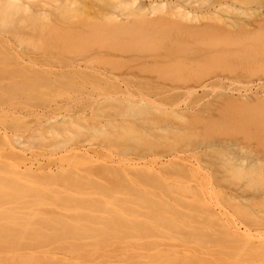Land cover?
<instances>
[{
    "label": "rangeland",
    "instance_id": "374dc122",
    "mask_svg": "<svg viewBox=\"0 0 264 264\" xmlns=\"http://www.w3.org/2000/svg\"><path fill=\"white\" fill-rule=\"evenodd\" d=\"M148 1L149 0H141L140 3L148 4ZM225 3L229 6L224 5ZM79 4L80 5L73 7V9L72 7L70 9H65L64 7H57V9H54L45 6L46 8H44V11L47 12L48 18H45L47 17V15L45 17H42L44 20L42 18L36 20L35 11L31 12L32 14L34 12V18L30 17L33 16L32 14H30L27 18L26 14L21 15L22 17H18L20 16L18 14L14 19L15 21H13L14 23L16 22V24L19 22L17 26L14 24L5 26L8 29H6V31H8L7 34L9 33V35H6V31L4 30V34L6 36H4L3 34L4 37L2 36V39L0 37V61L2 62L3 60L2 63L0 62V75H6L9 73L10 75L17 77V79L18 77H21V79H15L12 81L10 80L8 82L0 80V213L3 210L8 209L14 212V210L16 209L15 211H18L17 214L22 215V210L26 212V207L25 209L23 208L24 205L26 206V204L29 203L30 205H33V210H40V212L46 213L45 215L49 216H55L52 215L55 214V212H62L65 218L69 220L75 219V217L77 216L75 215V213H78L79 211L80 214L78 213V215H80L81 218L83 217L86 221L94 220L95 225L98 223L105 225L104 228L106 227V229H109L107 228V226H110L111 230L109 229L110 231L108 230L105 232L106 229L104 230L103 227L99 225L102 229L100 231L101 234L98 235V229H92V225L94 224V222L92 224L90 221L89 223H91L92 225L90 228L87 227V229L95 230V232H97V237L93 235V233L95 232L92 231V235L90 237H93L91 238V240H89V238H87L88 240H86L85 238L83 239V237L81 238L82 240L77 239L80 240L78 242L66 240L65 242L61 243L62 245L60 244L61 246H64V248L62 247L63 249L61 248V246L58 247V243H55L56 245L58 244L56 246L58 248L54 247V249L59 250L60 248L61 250L57 252L61 254L55 252V250L53 249V243H48L49 247H47L46 249L49 248L50 250L51 248L50 251L55 252V254L57 255L63 256L61 251H63L65 248L67 249V251L75 250L77 252L76 256L78 259L75 258V255H72L73 258L70 257L71 255L65 256V254H68L64 250L66 252H63V254L65 253V258L59 257L62 259V262L58 259L61 263L57 260V258L54 259L58 256H53L52 252L50 253V251L48 250L47 253L51 254L52 257L49 256V254L47 255V253L45 254V257L48 256V258L50 257L53 259L47 258L45 260L43 251L46 252V249L42 248L44 244H41L42 246L40 244H37L40 245L38 247L41 249H37V247H35L37 245L33 244L34 248L37 249H35L36 254L31 253L32 251L34 252V248L33 250L28 249L32 244L27 248V251L25 248L27 254H32V257H34V255L35 257L38 256L37 258L31 257L32 260L29 257L30 255L27 254L26 255L28 256V258L22 257L26 256V252L24 250L16 251L15 247L24 249L23 245L20 244L21 246H19L15 243L14 245H9L10 243H7L11 249H8L9 247L7 246V244H5L7 246V248L5 249V246H3V244H0V259H2L0 260V264H147L150 262V259L148 260V258L153 254L152 252H154V255H157V253L159 252V256H161L160 260H163V258L165 259L170 256L168 262H165L164 260L159 261V263L154 262V264H175L174 260L173 262H171L175 257H171L172 255H169V253L173 254V251L174 254L175 252H177V254H175L176 256L180 251L185 254L187 252H190L189 255H186V257H184L185 254L183 256L182 253H179L177 258H175V260L177 259L175 261L176 263H179V256H183L187 259V256H190L191 252H194V256H206L205 260L208 259L207 261L210 262L209 264H262L264 261V255L263 257L256 256V250H254L255 254L254 252L252 254L249 251L250 254H247L248 256L244 255L247 251H244L245 253L242 251L244 253L242 255L241 250L244 249L242 246L249 245L241 242V240L250 242L248 243L250 244V246H257L260 245V243L263 245V238L257 237L256 235H258V233L255 232V230H250V235L253 234V236L251 235V237H248L243 232V227L250 225L249 221L251 219H249V217H251V213V215L255 214L254 216L257 219L255 220L258 224L256 223L255 226H260L261 221L259 222L258 219L261 218L260 220H264V202L249 200L247 202H242V205H244L242 207L239 206L241 204V199L239 197L238 198L240 199V201H238L237 203L233 202L237 201L236 199L238 198L234 200L228 198H231V195L232 197H235L238 194L237 192H234L236 193L235 195L233 191L231 193L230 190H233L232 186H235V184H237L235 186L236 189H234L238 191V184H242V181H244L243 184L248 185H245L247 188L244 187L245 191L241 189L242 192L239 191V194L245 192L244 195L242 194L243 196L250 198L251 196L255 197L254 194L256 195L258 193V191L256 193L255 190L264 186V182L260 181L264 180V176H261V178L259 177L260 180H258L259 178L257 179V177L254 176H252L251 178H242L241 176H233V178L229 176L226 177L225 180L221 179V181H219V179H214L213 181L212 176L206 174V178L208 179L199 176L198 178L200 179L197 180L196 177L194 178V176H191L192 174H189L197 170L193 169L192 172H187L190 175V178H192L193 180L195 179V182L193 183L191 179L189 180L191 183L189 182L190 185L188 189V180L186 181V178L188 179L189 175L183 174L186 176H182V173L183 171L186 172V169L184 168L185 166L189 169L190 167L194 168L193 166L200 167L202 165L203 167V164L204 166L207 165V161H204L203 158H206L205 155L207 154L206 152L208 150L204 152V154H202L205 157H202V159L200 157V159L202 160L201 165H199L201 162L192 160L191 156L194 155L195 151L193 150L202 147L203 145H205L203 143L209 141L216 142L220 149H223L224 142H230L238 148H242L249 153L251 152L252 155L253 153H256L258 155V151H264V43L260 45V48H258L256 52H254V50H251L246 53H240L238 54L239 56L232 55L231 58H225L226 56H219L200 64H177L173 67H165L161 69H146L149 71L140 69L130 71L126 63L124 61H121L122 59H120L119 61V58L118 61H115L114 58H112L114 60L112 61L109 58L110 62L107 61V58L106 60L104 59V63L106 64V66H103L102 60H99V62L101 61L102 65L98 63V67H103L104 69L106 68L107 71L114 76L129 73L124 78H117V80L104 81L100 79H94L92 77H85L83 79L76 80L46 79V77H48L49 75L42 73V69L45 71H49L48 73L55 72L56 70L67 71V69L65 68L58 69V67L55 66H59V68L60 66L63 67L65 61L69 59V57H72L74 55H86L85 53L90 54L95 50L96 47H101V45H104L103 49L104 47L106 49H108L107 47L111 48V46H113L114 49L116 48L115 46L127 47L132 45L134 47H138L137 43L128 42L125 38H118L117 40L115 38V43L117 44H115V46L110 45L114 44V41L112 43H105V45L104 42L107 40V33H105V38L104 34H102V38L106 39L105 41L101 39L99 35H93L94 37L92 38L91 36H89L92 41L93 39L95 41L96 36L98 37L96 38V40H102L103 44H100L98 42L99 40L96 41L97 44H100H98L99 46L96 45V42H91L90 39L89 42L91 43V46L90 43L86 41L85 37L83 38L85 39L87 44L85 42H80L78 46L77 44L82 39L78 40L77 42H75L74 40L73 43H70L71 40L68 39L67 36V38H64L66 34L64 33V31L66 30L65 32L68 31V33H70L72 32V30H63L64 28H62L63 26L65 27L66 23L70 24L69 26L72 25L71 23H73L74 25L87 24V26H91V28L88 29H91V31H93V28H95V26L106 24V21H104L105 18L101 16L102 12H110L116 15H120L128 11V9L123 10V5L119 6V4L115 1L106 3L104 2L102 4H96L95 6H92L88 1L81 0ZM198 4H200L198 8L201 11L212 9L211 11H214V17H219L222 19L242 16H264V0H198ZM214 6H216L217 8H214ZM226 7H229V10H227ZM234 8L243 10L244 15H238L235 11L232 10ZM68 10L69 12H66ZM60 12H62L61 14H69L71 12V14H69L72 15L71 17H69L68 14V17H63L64 20L68 21H64L66 22L65 25L63 24V22H59L58 20V18H60L58 17V15L60 16ZM38 16L41 17V15ZM201 16L208 17L210 15L208 13H204L201 14ZM19 18L20 20H25L26 18V20L20 21ZM28 18H31L32 20L28 21ZM69 18H71V22L68 20ZM26 21L29 22L28 24L30 26ZM22 22L24 23V25ZM31 24L34 26L32 27ZM57 25L58 28L55 29L54 26L57 27ZM59 25L62 26V29H59ZM14 26L17 28H14ZM12 28L13 30L19 28L18 30H21V32H19L18 30L13 31L11 30ZM101 28H99V30ZM10 32H13L14 36L11 35L10 37ZM62 32L64 33L63 37L61 36L62 34L58 35ZM86 34H90V31ZM32 35L33 37H31ZM57 35L59 36V38L57 37ZM6 37H10L11 40L10 38L6 39ZM60 37L61 39L64 38V40L68 39L67 42H65L64 40H59ZM16 39L18 41H15ZM252 39L257 42L264 41V28L259 30ZM112 40L114 39L112 38ZM9 41H11L12 45L9 43ZM59 41H63L65 43L62 42V44ZM215 41L220 43L224 41V39L212 37H207L206 39H204V42L209 44L214 43ZM84 44H86L88 47L86 45L84 46ZM88 44L91 47H89ZM95 45L96 47H94ZM14 46L18 48V52L21 51L30 53L35 55V57L37 55V59L40 57L42 60L40 58L39 60L43 62L42 66L39 65L38 67V65H33L34 63L31 64V66L29 63L25 64L27 67L25 65L20 66L18 65V63H15V60L13 61L10 58L7 59L9 56H12V58L14 56V52H12L11 49L13 51H17L16 47ZM145 46L147 45L143 44L142 47ZM198 47L201 48L202 46ZM195 49V47L187 48L185 52L182 53V56H188L191 52L195 51ZM5 52L9 53V55ZM98 52H100V50H98L97 52H93V54ZM2 53H5V55H7L5 57L6 62H4L5 55H2ZM51 57L55 58L53 60L47 59ZM9 60L13 62L10 61L9 63ZM106 61L108 62V64ZM14 64H17L18 66ZM36 66L38 67V70L36 69ZM132 74H146L158 79L152 81L141 79L139 77L129 79L128 76ZM165 89H172V94H182V99H186V105L188 103L197 104L199 103L198 100H200L201 105L205 103L207 105L206 101L210 103L215 102L216 104H214V108H210L212 110L208 111L207 115H204L207 121L204 120L202 115L200 116V119L202 118V121L205 122L200 121V123L198 122L197 124L193 125L192 121H190L189 123L191 125V128H189L187 132L184 131L186 133L180 134L181 132H183L181 131L178 135L174 134V136L173 134H165L162 136L161 134H159L157 136V133H152L150 135V133H147L146 130L143 131L144 129H142V126L139 124L138 127H136V125L133 126L134 128L131 130L129 128H124L123 130H121L123 126H121L120 124L123 125V119H125L126 117H123L124 115L120 111L121 108L112 106L114 105L113 102L115 101L110 100L114 97H116L117 99H122L125 97V93H123V97L122 95L115 94L116 91L119 94L121 90H124L123 92H130V94H140L141 96L137 95V98H141L143 95L148 99L150 97H158V92L160 93ZM178 95L179 94H177V96ZM108 98L110 99L109 101H107ZM100 99L102 103L98 101ZM103 99H106L107 102H105ZM92 100H97V103L99 102L101 104H99L100 107L97 106L96 101L94 102ZM102 100L106 103V105ZM91 101L93 103H91ZM107 103H109V105ZM92 105L93 107H91ZM201 108L203 107L201 106ZM150 117V115H142L140 118H145V120H147L150 119ZM114 119H117L116 121L118 123L114 122ZM125 123L126 120L124 121V124ZM175 123L176 125H181L179 124L178 120L175 121ZM124 127H127V125H124ZM50 128L52 129L51 131L49 130ZM47 130L49 132H46ZM153 135L157 136V138ZM209 152L211 155V151ZM210 155L207 154L206 160L208 159V157H210ZM255 157L256 156H253V158ZM190 160L191 162L189 163ZM195 161L198 162V164ZM208 162L210 163L211 161ZM173 163L177 164V166L175 165L174 167ZM168 165H171L174 170H170L172 168H170L171 166L169 167ZM182 165H184V170H182L183 168L181 169ZM166 166H168L167 169L162 168ZM158 168H161L162 171L165 170L164 172L167 171L168 173H171V177H169L170 174L169 176H167L168 174L164 175L166 173H163L161 169L159 170ZM180 169L182 173L179 172ZM154 171L155 174L153 173ZM157 171H159L160 174L164 175V178L161 177L162 175L160 176ZM175 171L176 177L174 178ZM156 174L159 176L157 177ZM179 175H181L182 177H186L185 181L187 184H185V181H182L183 179L182 177H179ZM195 175L197 174L195 173ZM207 175L210 177H207ZM177 178L181 180L179 181ZM209 178H211L213 181L211 184V179L209 180ZM203 179L207 182L209 180V182L206 184L210 186H214V184H216L215 182H217L214 188L215 190H218L217 186L219 184L218 188L219 191H221V193L223 194H221L223 197L224 194L227 196L229 195L228 197L226 196L223 198L217 191L214 190L217 193L216 194L211 188L212 191L210 192V194L212 196V201H216L217 204V201L220 203V198H223V201L221 199V201L223 202L221 203L223 205L221 203V205H216L215 202V206L213 205V202L211 204V206L213 205V208L209 205L212 210L215 209V213L219 212L220 209L218 208L220 206H224L225 204H227V206L231 205L232 207L233 205L236 206V204L240 202L237 205L238 209H235L236 211L230 210V208H226V205L224 206V208L226 209L223 210H225L224 212H227V215H229V217L227 216L225 218L226 214L221 217H217L221 218L220 220L224 218V220H227V223H229V219H234L235 221H233L237 222V224L235 223L237 225L236 227H241V229L237 231L238 235L233 234V236L227 237L226 234L228 233L229 235V232H227L226 234L224 233L223 228L225 227L222 228V226L224 225H222V221L220 224V221L216 220L219 223V226L218 224L212 226V224L217 223L216 221H214V219L216 218L212 214L211 215L214 217V219L210 214L209 215L210 217H212V219H210V217L208 215H205L204 213L202 214H204L205 216L200 214V217L202 219L198 216L199 219L204 221V223L202 221L200 223V220H197L195 218V215L197 217V212H199V210L200 212H203V210L197 207V209L195 208L197 212L194 211L195 213H193L194 216L193 214H190L192 213L190 211L192 209H190V206H194V204L197 205V202L193 203V205H190L189 207L188 205H186V207H188L189 209L182 207L183 209H185L183 210L182 208H180L185 200H187L188 202L192 201L191 196L194 195H191V193H193L192 191H194V193L196 194L197 191L195 190H198V195H200L199 199L202 203L203 200L204 202L205 200H210V195H205L206 188L208 190L207 193L210 191V188L209 186L205 185ZM179 182H183L184 184ZM200 182L203 185L202 188L205 189H202V185L200 184V186L198 184ZM176 183L177 186L179 185V187L180 184H183L180 189L178 188L179 191L183 190V186H187L185 188H187L188 190L184 189L183 191L184 193L185 190L191 192L190 196L187 193L190 198H188V196L186 197L187 194H185V196H181L183 191L182 193H179L180 195L176 192L178 194L177 195L173 192L175 190L178 191V189H167L165 187V185L169 187V185L173 186V184ZM65 186L68 187L71 192L73 190L74 192L76 191V193H72V198L69 201L64 200L59 196L60 194L57 193H54L56 195V198L50 196L51 194L49 195L50 197H46L47 193L46 195H42L44 190L50 191L52 190V188H56V191L58 192L66 191ZM194 186L196 187V189L194 188ZM199 188L201 190H199ZM229 188L230 190H228ZM41 189L42 192L40 191ZM97 190H99V193L101 191L104 195L107 194L105 196H112L111 199L113 200L114 205L106 206L103 202L95 200L97 202L96 204H99V207L95 210L96 212H92L91 214H89L85 209V204L83 203L85 201L83 197H87L88 194L90 196V194H93ZM202 190L203 192H205L203 193V195L202 193L200 194ZM213 193H215V197L213 196ZM202 198L204 199L201 200ZM213 198L216 200H214ZM227 200L233 201L230 205H228L229 201ZM163 201L169 202V204L165 203L167 205H170V203H172L174 207L171 205L172 207L170 208L169 206L163 204ZM131 203L133 205H131ZM139 203L143 205L141 206L142 210L139 208ZM178 203L182 204L179 205V207H175V205H178ZM185 203L183 204L184 206ZM207 203L209 204L208 201ZM188 204H192V202H189ZM198 205H200L199 202ZM216 206L219 207L217 208ZM18 207L22 208L18 209ZM70 207L77 209L72 210L69 209ZM136 209H140L141 211H138ZM170 209L173 210L174 213H172ZM186 210L190 211V213L187 214L188 211ZM183 212H186L185 215H188L187 217H189H186L185 224L188 220L187 224L189 225L186 224L185 228H181L180 225L182 219H185V217L183 216ZM210 212L212 211L210 210L209 213ZM212 213H214V211ZM175 214H181L178 215L181 216L179 220L180 222L177 221L179 219L177 215L176 216L178 218L176 220V217L174 216ZM190 215H192V217ZM256 215H258L259 217ZM182 216L184 218H182ZM83 218L81 220H84ZM103 218H107L106 221H103ZM254 218L252 220H254ZM77 219L79 220V218ZM190 219L192 221H190ZM194 219L199 222L200 226L198 227H202V225H205V227L203 226L202 229L195 227L196 225L194 223ZM85 220L84 223H86ZM110 220H112V222ZM224 220L223 222H225ZM197 221H195L196 224H198ZM191 222L195 226L192 228L193 225L191 224L192 226L188 228V230L186 226L189 227ZM209 223H212L211 226ZM87 226H89V224ZM220 226L225 235L221 233L222 230L219 228ZM230 227L232 228V225ZM251 227L253 228L254 226ZM137 228H140L142 232L140 231V233L139 229ZM260 228L263 229L262 225ZM192 229H195V231L192 232ZM89 230H86L85 232L84 229V232L88 233V237L91 234ZM218 230H220L221 232L219 231V233ZM225 230L227 231L228 229ZM106 233L108 236L106 235ZM144 234H146V236L149 237L150 240L146 238L145 240H143L142 238H140V235H143L142 237H144ZM237 236H239L241 240L237 239ZM145 241L146 244L147 241H156V243H158V246H155V249L153 247L154 251L150 247L151 249H149V251L147 249L148 246L146 247V245H144ZM96 243L99 248H97L98 246L95 247ZM153 243H151V246ZM181 244H185V246H193L185 247L181 246ZM25 245L27 246V244ZM33 245L31 247H33ZM154 245L155 244H153V246ZM46 246L44 245L43 247ZM12 247H14L15 251ZM158 247H162L163 251L165 250L164 248H166V250H168L169 248L170 251V249L173 247L171 250L172 253L171 251L169 253H167L168 251L163 252L164 254H166L165 257L162 258V255H160L162 253V248ZM182 247L186 252L182 250ZM198 247L201 250H199ZM260 247L261 249L263 248L262 246ZM7 249L8 251H12L9 252L10 254L13 253L10 257L7 255ZM39 250L43 255L40 253L37 254ZM145 250L146 252H144ZM4 251H7L6 255ZM22 251H24L25 253ZM200 251L201 253L203 252V254H198ZM18 252H21V254L23 255L20 254V256ZM204 252H206V254ZM216 252L221 253H217L216 255ZM139 253L140 255L143 253V256L149 253L147 255L148 258H146V256L144 258L145 260L147 259L148 262L139 261L142 260L141 258H138L140 256ZM222 253H226L227 255L229 254V256L235 254V256L237 255V259L234 260L233 258L235 257L229 259V256H226V254H223L222 256ZM213 254L216 256H214ZM39 255L43 256L44 259ZM218 255L221 261L219 259H216L218 258ZM13 256H19L21 259L15 258V260L9 261L11 260V257L13 258ZM194 256L192 255L191 257L193 258ZM208 257H212V260H210V258ZM155 258H151V260L158 261L159 258ZM192 258H188L190 259L188 260L190 261V263L191 261H195L196 257L194 258V260H191ZM198 259L199 258H197L196 260ZM201 259L203 261V258ZM179 261V264H184V262H181L182 259H179ZM188 261H186V263L190 264L188 263ZM197 262L202 263L199 262V260L194 263L197 264ZM149 264H152V261Z\"/></svg>",
    "mask_w": 264,
    "mask_h": 264
},
{
    "label": "bare ground",
    "instance_id": "6f19581e",
    "mask_svg": "<svg viewBox=\"0 0 264 264\" xmlns=\"http://www.w3.org/2000/svg\"><path fill=\"white\" fill-rule=\"evenodd\" d=\"M80 1L81 0H0V34H1L0 37L2 39V36L5 33L4 30L6 31V29H7L5 26H7V25L10 26V24H12V25L14 24V25L17 26V24L19 22L16 24V22L14 23L13 21H15L14 19H15V17L18 14L20 15L18 17H22L21 15H25L26 14L27 15L26 18H27V17H29L30 14H32L31 13L32 11H35L36 12L35 19L36 20H39L42 17H45L47 15V12L44 11V8H46V7H48V8L51 7V8H54V9L55 8L57 9V7H60V8L61 7L62 8L64 7L65 9H67V8L70 9L72 7V9H73V7H76V6L80 5L79 4ZM85 1H88L89 4L92 5V6L93 5L95 6L96 4H102L104 2L106 3V2L115 1V2H117L119 4V6H122L123 5V10L128 9V11L126 13H122L120 15H118V14L116 15V14L110 13V12H102V15L101 16H103L105 18L104 21H106L105 22L106 24H103V25L101 24L102 28L99 25H97L98 27L95 26L96 30H95V28H93V29L96 32L93 29L92 30L94 32L91 31V29L89 30L88 28H91V26L90 25L87 26V24L86 25H83V24H81V25H74L73 23H71L74 26H72V25L69 26L70 24L66 23L68 21L64 20L63 17H68V16L71 17L72 15H69V14H71V12L69 14L67 13L68 16H67L66 13L61 14L62 12H60V16L58 15V17H60V18H58V20H59V22H63L64 25L66 23V25H65V27L64 26L62 27L61 25H59L60 26L59 29L64 28L63 30H65V29L72 30V32H70V33H68V31L65 32L66 31L65 30L64 33H66V34L68 33V34L67 35L65 34V37L64 38H67L68 37V39H70L71 41L73 39V41L72 42L70 41V43H73L74 40H75V42H77L78 40L82 39V40L79 41L78 44L76 43L78 46H79L80 42H82V43L85 42L86 44H87V42L90 43L89 40L92 37H94L93 35H97V36L99 35L101 37V39H103L104 41L107 39L106 40L107 42L106 41L105 42L103 41L104 44L105 43H109V42L112 43L114 41L113 42L114 44H110V45H114V46L116 44L115 41L118 38H125L128 42H135V43H137L138 47H134L132 45L127 46V47H118V46H115L116 48L114 49V47L111 46V48L110 47H107L108 49H106L104 47V49H105L104 50L103 49V46L104 45L103 46L101 45V47H96V45H98L99 43L100 44L102 43V40H100V39H98L99 41L96 40V38H98L96 36L95 41H94V39H93V41L94 42L98 41L99 43L97 44V42H96V45L94 46V47H96L95 50L93 48L94 51L89 50V51H92L90 54L85 53L86 55H76V56L74 55L72 57H69V59H67L68 62H67V60L65 61L63 67L60 66V68H59V66H55V67H58V69L65 68V69H67V71L56 70L55 72L48 73L49 71H45V70L42 69L41 70L42 73L48 74L50 76V77L49 76L46 77V79H49V80H76V79H83L85 77H92L94 79H100V80H104V81L105 80H108V81L109 80H117V78H124L129 73H126L124 75H115L114 76L111 73H109L106 68L104 69L103 67L102 68L98 67V63H100V65H102V63H103V66L104 65L106 66V64L104 63L105 60H106V58H107V61H109V58L112 61H114V60L115 61L116 60L118 61V58H119V61H120V59H122L121 61H124L126 63L128 69L130 71L131 70H136V69L149 71V70H146V69H151V68L152 69H157V68L158 69H161V68H165V67H173V66H176L177 64H188V65L200 64V63H203V62H205L207 60H210L212 58H216V57H219V56H226L225 58H231L232 55L239 56L238 54H240V53H246V52L251 51V50H254V52H256L258 50V48H260V45H262L264 43V41L257 42V41H255V40L252 39L253 36L255 34H257V32L259 30H261V29L264 28V16H262V17H260V16H253V17L242 16V17H234V18H229V19H222V18H219V17H214L215 15H214V11H211L212 9L205 10V11L204 10L201 11L198 8L199 5H200V4H198V0H149L148 1V4H141L140 3L141 0H85ZM95 2H98V3H95ZM219 5H223V4H219ZM224 5L229 6L226 3ZM216 6H214V8H217ZM226 8H227V10H229V7H226ZM231 8H232V6H231ZM232 10L235 11L238 15H244V11L243 10H240V9H237V8H234ZM53 11H56V10H53ZM66 12H69V10L66 11ZM204 13L205 14L208 13L210 16H208V17L207 16H201V14H204ZM37 14L38 15H41V17L38 16ZM32 15L33 16H30V17L31 18L33 17L34 18V15H35L34 12H33ZM18 17H17V19H18ZM212 17H214V18H212ZM26 18H25V20H26ZM31 18L30 19L28 18V21L32 20ZM45 18H48V15ZM65 19H67V18H65ZM70 19L71 18H69L68 20L70 21ZM19 20H20V18H19ZM22 20H20V21H22ZM25 20H23V21H25ZM64 21H66V22H64ZM33 22H34V20H33ZM28 23L29 22H27V24ZM32 24H31V26L33 27L34 25H32ZM75 24H77V23H75ZM23 25H24V23H23ZM26 25H25V27H26ZM21 27H20V29H21ZM32 27H30V28H32ZM54 27H55V29H57L58 28V25H57V27L56 26H54ZM14 28H17V27L14 26ZM99 28H101V29L99 30ZM18 29H16V30H18ZM38 29H40V28H38ZM11 30H13V28ZM16 30H13V31H16ZM18 31L21 32V30H18ZM89 31H90V34H86ZM7 32L8 31H6L5 34L6 35H9V33L7 34ZM10 33H11L10 34V37H11V35L14 36V33L13 32H10ZM16 33H18V32H16ZM64 33L62 32V33H59L58 35L62 34L61 36L63 37L64 36ZM105 33H107L109 35V37H108V35L106 34V39H104L105 38ZM5 34H4V36H6ZM102 34H104V38H102L103 37ZM58 35H57V37L59 38ZM89 36H91V38ZM19 37H20V34H19ZM31 37H33V35ZM83 37L86 38V41L87 42L85 41V39ZM207 37L222 38V39H224V41H222L220 43H218V42L215 41L214 43L209 44V43H205L204 42V39H206ZM9 38L6 37V39H9ZM13 38H15V37H13ZM64 38L61 39V37H60L59 40H64ZM112 38L114 40H112ZM115 38H116V40H115ZM68 39H66L64 41L67 42ZM10 40H11V38H10ZM15 41H18V40L16 39ZM90 41L93 42L92 39ZM59 42H61V41H59ZM65 42H63V43H65ZM9 43L11 44V41H9ZM70 43H68V44H70ZM86 44H84V46ZM143 44H146L147 46L142 47ZM90 45H91V43H90ZM90 45H89V47L92 46V45L91 46ZM7 46H8V44H7ZM78 46H75V47H78ZM198 46H202V47L200 48ZM14 47H16V46H14ZM189 47H195L196 49H195V51L191 52L188 56H186V55L182 56V53L185 52V50L187 48H189ZM101 48H102V52H101ZM109 48L112 49V50H110ZM16 49H17V51H15V50L13 51L11 49V51L14 52L13 58H12V56H9L7 59L10 58L13 61L15 60V63H18V65H20V66H23V65H25L27 63H29L30 66L33 63H34L33 65H38V67H39V65L42 66V63H43L41 61L42 59L40 57L39 58L41 60H39V58L37 59V55L35 57V55L30 54V53L21 52V51L18 52L19 50H18L17 47H16ZM98 50H100V52L93 54V52H97ZM106 50H108V51H106ZM5 53L9 55V53H7V52H5ZM5 53H2V55L3 54L5 55ZM6 56L7 55L4 56V62H6L5 61V57ZM54 58L51 57V58H47V59L48 60H53ZM112 58H114V60ZM11 60H9V63H10ZM99 60H102V63H101V61L99 62ZM13 61H11V62H13ZM2 62H3V60H2ZM107 64H108V62H107ZM14 65L18 66L17 64H14ZM38 67L36 66V69ZM39 70H40V68H39ZM8 74H6V75H0V80L8 82L10 80L12 81V80L17 79V77L12 76L10 74L8 75ZM134 77H139L141 79H147L149 81L150 80L152 81V80H157L158 79V78L156 79V78H154V77H152L150 75H146V74H143V75H137V74L134 75V74H132V75H129L128 76L129 79H133ZM18 79H21V77L20 78L18 77ZM121 91H120V94L117 93V91L115 92V94L122 95L124 97L123 93H125V97L124 98L121 97L122 99H117L116 97H114L115 99L112 98L113 100L112 99L110 100L109 98L107 99V101H109V100L110 101H115V102H113L114 105H112V104L111 105L113 107H116V108L117 107L118 108H121V110L120 109H118V110L121 111V113L124 115L123 116L124 118L125 117L128 118V119H126V118L123 119L124 121L126 120V123L125 124H124V121L122 122L123 125L120 124L121 126H123V128H121V130H123L124 128H126V129L129 128L131 130V129L134 128L133 126L136 125V127H138V124H139V125L142 126L141 128L144 129L143 131L146 130L147 133L148 132L150 133V135L152 133H155V134L157 133V136L159 134H161V136L162 135H165V134H173V136H174V134L178 135L181 131H183V132H181L180 134L186 133L189 130V128H191V125L189 123L190 121H192L193 125L194 124H197L198 122L200 123V121L203 120L202 118L200 119V116L201 115L204 118V120L207 121V119H205L204 115H207V112L210 111V110H212L210 108H214V104H216L215 102H211V103H213V104H211L210 102L206 101L207 102V105H206V103L205 104L202 103L203 105H201L200 100H198L199 103H197V104L188 103L186 105L185 104L186 99L185 98L182 99V94H180V93H173L172 94V91H173L172 89H165V90L161 91L160 93L158 92V97H152V98L150 97L148 99H147V97H145L143 95H142L141 98L140 97L137 98V95L138 96H141L140 94H130V92H127L126 90H125L126 92H123L124 90L122 92ZM177 94H179L178 95L179 97L177 96ZM184 95H185V93H184ZM92 101H94V102L96 101L97 106L100 107L101 104L99 102H101V99L98 100L99 101L98 103H97V100H92ZM92 101H91V103H93ZM104 101L107 102L106 99ZM109 103H107V104L109 105ZM208 103H210V104H208ZM93 105L91 107H93ZM105 105H106V103H105ZM201 106L203 108H201ZM142 115H146V116L150 115L151 117H150V119H147L146 118L147 120H145V118H143V119L140 118ZM176 119L178 120L179 124H181L180 126L179 125H176V123H175V121H177ZM116 120L117 119H114V122L118 123ZM47 121H49V120H47ZM205 121H202V122H205ZM124 125L125 126L127 125V127H124ZM138 129H140V128H138ZM49 130L51 131L52 129L50 128ZM184 131H186V132H184ZM46 132H49V131L47 130ZM153 136L157 138V136H155V135H153ZM158 138H160V137H158ZM203 144H205V145H203L202 147H199L198 149L193 150V151H195L194 152V155L191 154L192 156L191 155L190 156L192 157V160H197L198 162H201L202 161L201 160L202 157H205L206 156V158H207V154L210 155V152L209 151H211L212 154L210 155V157H208L207 160H206V158H203L204 161H207L206 162L207 165L205 164L206 166H204V164H203V167H202V165H201L202 162H201L199 164V165H201L200 167L193 166L194 168H191L190 167L189 169L186 168V166L184 167V165H182L181 166V169L183 167L186 169V172L183 171V173L181 172V169L179 170V172L182 173V176H186V175H183V174H188L190 171L192 172L193 169L194 170L197 169V170L195 172L193 171L194 173L192 172V173H189V174L190 175L192 174L191 176H194V178L196 177L197 180L200 179V178H198L199 176L202 177V178L203 177L206 178V174L212 176L213 181H214V179H219V181H221V179H224L225 180L226 177H229V176H231V177H233V176L240 177L241 176L242 178H246V177H248V178L250 177L251 178L252 176H254V177H257V179L259 177L261 178V176H264V151L263 150L262 151H258V153H259L258 155L256 153H253V155H252L251 152L249 153V152H247L246 150H244L242 148H238L237 146L231 144L230 142L229 143L228 142H224L223 149H220L218 147V144L216 142L209 141V142H206V143H203ZM204 152L207 153L205 156L202 155V154H204ZM253 156H256V157L253 158ZM200 157H201V159H200ZM193 158H196V159H193ZM247 158L249 159V161H248ZM187 161H188V159H187ZM208 161H211V162L209 163ZM247 161H248V163H247ZM190 162H191V160L189 161V163ZM198 162H196V163L198 164ZM245 162H246V164H245ZM173 164H174V167H175V165L177 166V164H175V163H173ZM168 166L170 167L171 165H168ZM168 166L162 167V168H166L167 169ZM188 167H189V165H188ZM170 168H172L170 170H174L172 166ZM184 168L182 170H184ZM161 171H162V169H161ZM164 171L165 170L162 171L163 173H166L164 175H167L168 174L167 176H169V174H170L169 177H171V173H168L167 171L164 172ZM157 172H158V174L160 176L162 175V174L159 173V171H157ZM153 173L155 174V171ZM195 173L197 175H195ZM159 175H157V177ZM164 175H162L161 177H163ZM172 175H174V174H172ZM190 175L188 176V179L186 177H182L181 175H179V177H182V179H183L182 181L183 182L185 181V178H186V181L188 180L187 181L188 182V187L187 186H183L182 187L183 190L184 189H187V188L189 189V185H190L189 184V182H190L189 180L190 179H191L192 183L195 182L194 181L195 179L193 180L192 178H190ZM208 175H207V177H210ZM175 177H176V171H175L174 178ZM260 178L258 180H260ZM177 179H175V180H177ZM206 179H208V178H206ZM210 179L211 178H209V180ZM178 180L180 181L181 179H178ZM209 180H208V182H209ZM186 181H185V184H187ZM200 181H202V180H200ZM213 181L211 179L210 184ZM260 181H263L264 182V180H260ZM183 182H179V183H183ZM208 182L204 180L205 185L209 186V188H210V191L208 193H207V191H208L207 188H206V191H205L206 192L205 195L208 196V194H209L210 195L209 198L211 197L210 200H207L209 202V204L207 203L206 200H205V202L203 200L206 196L201 199V200H203V203L200 201V199H199V196L200 195H198V190H195V191H197L196 194L194 193V191H192L193 193H191L189 191H186V190H185V193H184L183 190L179 191L180 187L184 183L183 184H180V187H179V185L177 186V183L176 184H173V186H170L169 185V187H167V185H165V187L167 189H169V188L170 189H178L179 188L178 191L175 190L173 193L175 194L177 192L179 194V193H182V191H183V193L181 194V196L182 195L185 196V194H187V193L189 194V196H190V193H191V195H194V196H191L192 197L191 198L192 201H189L190 203L192 202V204H188L189 202L187 200H185V202H186V203L184 202L185 203V206L183 205L184 203L183 204L182 203H178V205L176 204L175 207H179V205L182 204L180 206V208H182V207L188 208L190 205H193V203H196V202H197L196 204L198 205V202H199V204L200 205L202 204V205L201 206L200 205L197 206V205L194 204V206H196V207L190 206V209L191 208L193 209V207H194V209H193V211H192V209L190 210L192 213H190V211L186 210V211H188L187 214L188 213L193 214V213L197 212L196 209L198 207L199 209L203 210V212H200V210L198 209L200 213L199 212H197L198 214L196 213L197 214V217L198 216L200 217V214L203 215V216L208 215L210 217V215L212 214L216 218V219H214V217L211 215L213 217L214 221H216V220L217 221H220V224H221V221H222V225L224 224L223 226L222 225L221 226H222V228L225 227V228H223L225 234L227 232H229V235H228V233L226 234L227 237L233 236V234L234 235H238V232L237 231L240 230L241 227H239V226L236 227L237 226L236 225L237 222H234L235 221L234 219H232V220L229 219L228 220L229 223L234 220L233 222H231L229 224V223L226 222L227 220H224V218L222 220H220L221 218H217V217H221V216H223L225 214H226L225 215V218L227 216L229 217V215H227V212H224L225 210H223V209H226V208H230V210L236 211L235 209L237 208V205L240 202L238 204H236V206L232 204L234 207L233 206L231 207L230 204H231V202L234 199H236L238 197L241 199V204L239 206H242V207L244 206V205H242L243 204L242 202H247L249 200H256V201L264 202V186L263 187H260V188H258V189L255 190L256 193L258 191V193L256 194L257 196L255 194H254L255 197H252L250 195L251 196V198H250V197L243 196L244 193H245L244 192L245 191L244 190V187H246L248 184H243L244 181H242L243 183L242 184L240 183L241 186H240V184H238V187H237V190L238 191L235 190L236 189L235 186L237 184H235V186L233 185L234 186V187L232 186L233 190L232 189L230 190V188L228 190H230L231 193L233 191V193L234 192H237L238 194L236 195V193H234L236 196L235 197H232V195L230 193L231 198L229 197L228 199H233L232 201L231 200H227V201L230 202V203L228 202V205H230V206H227V204H225L226 205V208H224L225 205L224 206H220V207L218 206L219 208L216 206L220 210H219L218 213L217 212L215 213V209L212 210L211 207L213 208L214 202L216 204V201H212V196H211L210 192L212 190L213 191L215 190L214 186L217 184V182H215L216 184H214V186L211 185L212 187L210 185L206 184ZM198 184L200 185L201 182L198 183ZM195 186H194V188L196 189ZM185 187H187V188H185ZM202 187H203V185L201 186V188ZM218 187H219V184L217 186V189L218 190H215V191H217L221 195L222 193H221V191H219V188ZM211 188H212V190H211ZM46 189H48V188H46ZM65 189H66V191L58 192V191H56V188H52V190H50V191L49 190L45 191L44 188H43L44 192L42 193V195L43 194L46 195V193H47L46 197L47 196L48 197L52 196V197L56 198L55 197L56 196L55 194L57 193V194H60L59 196L61 198H63L64 200H68L69 201L72 198L71 197L72 196V193H76V191L74 192V190H73L71 192V190H69L68 187H66ZM202 189H205V188H202ZM241 189L244 190L243 191L244 193H240L239 194V191L242 192ZM199 190H201V189L199 188ZM220 190H222V189H220ZM40 191L42 192V189ZM205 192H203V190H202L200 192V194L202 193V195H203V193H205ZM223 192H224V190H223ZM94 193H95V195H94ZM94 193L93 194H90V196H89V194H88V196L85 195V196H87L85 198L83 197V199L85 201V202H83L85 204V209H86V211L89 214H91L92 212H96L95 210L99 207L98 206L99 204H96L97 202L95 200H99V201L103 202L104 205H106V206H112V205H114V202L111 199L112 196H110V195H109L110 197L109 196H105L107 194L104 195L101 191H100V193H102V194H100L99 193V190H97ZM96 193H99V194H96ZM215 193H213V196L215 195ZM188 194L186 195V197L188 196ZM92 195H94V196H92ZM189 196H188V198H190ZM226 196L227 195L224 194V197H226ZM186 197H184V198H186ZM195 197L196 198L198 197V198L196 199ZM188 198H186V199H188ZM223 198H220V203L223 201ZM239 198L236 199L237 201H234L233 203H237L238 201H240ZM216 199H217V197H216ZM216 199H214V200H216ZM221 199H222V201H221ZM242 200H244V201H242ZM212 202H213V205L211 206ZM132 203H131V205H133ZM165 203H168L169 204V202L163 201V204H165ZM220 203L217 201V204H220ZM23 204H25V203H23ZM139 205H138L139 208L142 210V207L141 206H143V205L140 204V203H139ZM165 205H167V204H165ZM171 205H172V203H170V205H167V206H169L171 208L173 206V205L172 206ZM186 205H188V207H186ZM32 206L33 205H30L29 203H27L26 206L24 205L23 208L25 209V207H26V209H25L26 212L23 211V210L22 211L19 210V211L23 212V213H21L22 215H18L17 214L18 211H15L16 210L15 208H12V209H15L14 212H13L12 210L8 209L9 207L6 208L8 210H3L0 213V244L1 245L3 244V246H5V249L7 248V246H8L9 243H10L9 245H12V244L14 245V243L17 244V245H19V246L23 245V248L24 249H22V248H16L15 247L16 251L17 250H24L25 251V248H26V251L28 249L29 250H33L34 245H37V244H40V245L41 244H44L45 246L47 244L46 247H43L44 245L43 246L41 245L42 248L46 249L47 247H49V244L48 243H53V249H54V247L55 248L60 247L62 245L61 243L62 242H65L66 240H70L72 242L73 241L74 242L75 241L78 242V241L82 240L81 239L82 237H83V239L85 238L86 240H88L87 238H89V240H91V238L93 236L92 237H90V236L92 235V231L95 232V230H92L94 228H97L98 231H99L98 233L97 232L93 233V235L96 236V237H97L96 233L98 235L101 234L100 231H101L102 228L100 226H102L104 230L106 229V227L104 228L105 225H102V224H99V223L95 225V221L94 220L93 221L90 220L92 224L94 222V224L92 225L91 223H89L90 222L89 220L86 221L82 217L87 224L84 223V220H81L82 219L81 216L78 215V213L80 214L79 211H78V213L77 212L75 213V215H77L78 217L76 216L75 219L69 220V219L65 218V216H64V214L62 212H55V214H52V215H55V216H49V215H45L46 213L40 212V210L39 211L38 210H35V209L33 210ZM200 207H202V208H200ZM19 208H22V207H18V209ZM221 208H222V210H221ZM69 209L76 210L77 208L74 209V208L70 207ZM140 209H136V210L139 211ZM175 209H174V211H175ZM183 210H185V209H183ZM206 210H207V212H206ZM210 210L212 212L214 211V213H212V212L209 213ZM171 211H172V213H174L173 210H171ZM216 211H217V209H216ZM180 212H178V213H180ZM14 213H16V214H14ZM56 213H57V215H56ZM183 213H184V215H183ZM183 213H182V215L185 217V219H182L183 223H182V221L181 222L179 221L181 216H178V215H181V214H178V215L175 214L174 215L176 217V220L179 217V219L177 221H179L181 223L180 224L181 225V228H183V227L185 228V225L188 223V220H187V223L185 224L186 217L188 215H185L186 212H183ZM202 213H204L205 215L202 214ZM251 214H250V216L251 217L253 216V217L252 218L249 217V219H251L250 220L251 222L249 221L250 225L244 226L243 227L244 228L243 229V232L248 237L249 236L251 237V235L253 236V234L250 235L251 231L252 230H255V232L258 233V235H256V236L263 238L262 241H264V226H263L264 225V220L263 219L260 220L261 218L258 219L259 222L261 221L260 222L261 224L259 223L260 226H258V225L255 226L256 223H257L256 222L257 219L254 216L255 214L254 215H251ZM183 216H182V218H184ZM190 216L192 217V215H190ZM193 216H194V214H193ZM256 216H258V215H256ZM197 217L195 215V218L198 220L199 217L198 218ZM212 217H210V219H212ZM77 218H79V220ZM187 218H189V217H187ZM253 218H254V220L256 219L255 220V223H254V220H252ZM106 219L107 218H105V219L103 218L102 220L103 221L104 220L106 221ZM196 219H194V220L197 221ZM201 219H199L200 220L199 221L200 223L202 221ZM223 220L227 224L225 222H223ZM82 221H83V223H82ZM110 221L112 222V220H110ZM110 221H108V222H110ZM190 221H192V220L190 219ZM195 221H194V223H195L196 226L191 222L190 223V226L189 227L186 226V228L188 229L192 225H193L192 228L194 226L195 227L200 226L199 222L197 221L198 224H199L198 225V224H196ZM202 222L204 223V221H202ZM232 223H234V224H232ZM88 224H89V226H87ZM209 224L211 226L212 223H209ZM217 224L219 226V223L218 222L216 224H212V226L213 225H217ZM91 225H92V229L91 230L87 229V227L90 228ZM187 225H189V224H187ZM231 225H232V228L230 227ZM261 225H262L263 229L260 228ZM98 226L100 227V230H99V227ZM203 226L205 227V225H202V227ZM221 226L219 228L222 230ZM251 226H254V227L252 228ZM202 227H198V228H201L202 229ZM214 227H217V226H214ZM255 227H258V228H255ZM107 228L110 229L111 227L110 226H107ZM141 228H143V227H141ZM84 229H85V232H86V230H89L90 231L91 234L89 235V237L87 236L88 233H85L84 232ZM109 229H106L105 232L108 231ZM137 229H139V232L141 231L140 228H137ZM137 229H136V231H137ZM225 229H228V230L226 231ZM223 230H222V232L220 230H218V232L220 231L223 235H225L223 233ZM194 231H195V229L192 232H194ZM85 234H86V236H85ZM106 235H107V233H106ZM140 236H141L140 238H142L143 240H145V238L146 239H149V237H147L146 234H144V237H142L143 235H140ZM236 238L239 239V240H241L239 238V236H237ZM77 239H80V240H77ZM95 240H96V238H95ZM241 242L246 243V245H249L250 246V244H248L250 242H247V241L245 242V241H242V240H241ZM55 243H58L59 244V245L57 244L58 247H56L57 245ZM151 243H153L155 245L153 246V244H152V246H151ZM5 244H7V246ZM25 244H27V246ZM31 244L32 245L34 244L33 247H31L32 246ZM40 245H37L35 247H37V249H41V248L38 247ZM144 245H146V247L148 246L147 247L148 250L151 249V248L153 250V247L155 249L156 248L155 246H158V243H156V241H151V242L150 241H147V244H146V241H145ZM97 246L98 245L96 243L95 247H97ZM160 246H161V244H160ZM181 246H185V244H181ZM187 246H190V245H186L185 247H187ZM192 246H190V247H192ZM249 246H242L244 249L241 248L242 249L241 252L242 251L243 252L244 251H247L246 254H244L245 252L244 253L242 252V255L244 254L245 256H248L247 254H250V253L253 254L254 250H256L255 251L256 252V256L263 257V255H264V253H263V251H264V249H263L264 248V243H263V245L261 243H260V245H257V246H254L253 245L254 247L252 245L250 247ZM260 246L263 247L262 248L263 250L261 249ZM62 247L64 248V246H61V248ZM12 248L14 249V247H12ZM97 248H99V246ZM158 248H162V247H158ZM172 248L170 249V251L172 250ZM179 248H180V246H179ZM8 249H11V248L9 247ZM8 249H7V251H8ZM15 249H14V251H15ZM35 249L36 248H34V252L32 251L31 253L36 254L35 253ZM164 249L166 250V248H164ZM198 249L201 250L199 247H198ZM245 249H248V250H245ZM257 249H259V250H257ZM47 250L50 251L51 248H50V250H49V248L46 249V252L43 251L44 252V255L41 253L40 250L37 252V254L40 253V254H42L45 257V254L48 252ZM60 250L61 249L59 248V250L57 249V250H55V252L58 253L57 251H60ZM64 250L67 252L68 255L65 254L66 252ZM64 250L61 251L63 256L57 255L53 251H50V253L52 252L53 256L54 255L55 256H58V257H55L54 259L57 258V260L59 259L61 262H62V259L59 258V257H64L65 258V256H70L71 255L70 257L73 258V256L75 255V258L78 259L77 256H76V253L77 252L75 250L74 251L73 250H69L70 252L67 251L66 248ZM165 250L163 251V248H162V250H161L162 253L163 252H167V251H168L167 253L170 252L169 251V248H168V250H166V251ZM182 250H184V248ZM7 251H4L5 252V255H6V252ZM24 251H22V252H24ZM149 251H147V252H149ZM249 251H250V253H249ZM9 252H12V251L9 250L7 252V255L10 257L11 254H13V253L10 254ZM63 252H65L64 253L65 256H64ZM144 252H146V250ZM184 252H186V251L184 250ZM255 252H254V254H255ZM258 252H260V253H258ZM152 253L153 254L150 255L152 259H154L155 257H156L155 259L159 258L158 261H156V260L153 261V260H151L150 256L148 258L147 255L149 253H147L145 256H146V258H148V260L150 259V262L152 261V264H154V262L155 263L156 262L159 263V261H164V260H165V262H168V260L170 259L169 258L170 256H168L165 259L163 258V257H165V254L166 253L165 254L163 253L164 256H163L162 253L160 254V255H162L163 260H160L161 256H159V252L158 253L156 252L159 257L156 254L154 255V252H152ZM171 253H172V251H171ZM179 253H182L183 256L185 254V253H183L181 251ZM179 253H178V255H179ZM189 253L187 252L184 257H186L187 254L189 255ZM200 253H201V251L198 254H200ZM204 253L206 254V252H204ZM217 253H221V252H216L215 254L217 255ZM18 254L20 255L21 252H18ZM26 254H27V252L25 253V255ZM48 254L49 253H47V255ZM58 254H61V253H58ZM142 254L140 255V253H139L140 256L138 258H141L142 259V260H139V261H144V262L147 261V259L146 260L144 259L145 258V256H143L144 254L143 255ZM173 254H174V251H173ZM173 254H170L169 253V255H172L171 257L177 258L178 255L177 256L175 255V254H177V252H175L174 255ZM201 254H203V252ZM223 254L225 255L226 253H222V256H223ZM15 255H16V253H15ZM21 255H23V254H21ZM27 255H30V253L27 254ZM27 255L26 256H22V257H24V258L27 257L28 258ZM192 255L194 256V252L193 253L191 252L190 256H187V259L184 258L183 256L182 257L179 256L178 258L180 260L182 259L181 262H184V264H187L186 261L190 260L188 258H192L191 257ZM216 255H214V256H216ZM219 255H221V254H219ZM219 255H218V258H216V259H219L220 258ZM32 256L33 255L31 254L29 257L31 258ZM43 256H40V257H42L44 259ZM49 256L52 257L51 254H49ZM226 256H229V254L228 255L226 254ZM231 256H229V259H232L233 257H235V258H233L234 260L237 259V257H236L237 255L235 256V254H232ZM239 256H241V255H239ZM18 257L19 256H17V257H14L13 256L14 259L11 257V260H9L10 258L8 260L9 261H12V260H15V258L21 259L20 257L19 258ZM37 257H35V255H34V257H32V258H37ZM205 257L204 256L203 257L202 256L201 257H198V256L195 255L191 259V260H194V258H195V261H191V263H190V261H188V263L193 264L194 262H196V261L199 260V262H202L204 264H209L210 262L207 261L208 259L205 260ZM4 258H6V257H4ZM32 258H31V260H32ZM47 258H48V256L45 257V260ZM64 258H63V260H64ZM175 258H173L171 262H173V260H174V263L175 264H179L180 263L179 259H178V262L179 263H176L175 261L177 259L175 260ZM197 258H199V259L196 260ZM201 258H203V261H202ZM208 258H210V260H212L211 259L212 257H208ZM223 258H225V257H223ZM227 258H226V260H227ZM248 258H250V257H248ZM50 259H53V258H50ZM66 259H65V261H66ZM69 259H71V258H69ZM166 259H167V261H166ZM200 259H201V261H200ZM221 259H222V257H221ZM0 260H2V259H0ZM204 260L206 261V263H205ZM149 263H147V264H149ZM202 263H198L197 262V264H202ZM130 264H132V263H130ZM166 264H168V263H166ZM181 264H183V263H181ZM194 264H196V263H194ZM262 264H264V261H263Z\"/></svg>",
    "mask_w": 264,
    "mask_h": 264
}]
</instances>
